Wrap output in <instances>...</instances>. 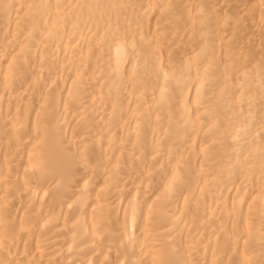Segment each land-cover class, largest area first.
Wrapping results in <instances>:
<instances>
[{
    "label": "bare ground",
    "instance_id": "1",
    "mask_svg": "<svg viewBox=\"0 0 264 264\" xmlns=\"http://www.w3.org/2000/svg\"><path fill=\"white\" fill-rule=\"evenodd\" d=\"M0 264H264V0H0Z\"/></svg>",
    "mask_w": 264,
    "mask_h": 264
}]
</instances>
